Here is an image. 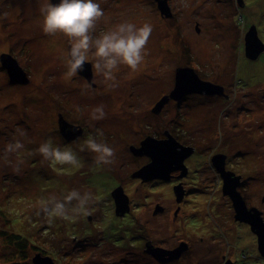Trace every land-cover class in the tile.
<instances>
[{
	"label": "rangeland",
	"instance_id": "rangeland-1",
	"mask_svg": "<svg viewBox=\"0 0 264 264\" xmlns=\"http://www.w3.org/2000/svg\"><path fill=\"white\" fill-rule=\"evenodd\" d=\"M168 1L174 18L162 16L155 0H96L104 16L93 39L122 22L152 26L138 69L120 64L111 81L94 72L93 52L87 60L92 64L90 80L79 72L65 78L70 43L61 33L43 32L39 8L44 0H0V264H33L41 252L33 245L47 250L56 264H135L128 250L140 253L146 240L168 249L188 246L176 262L145 260L148 264H264L256 238L235 225L234 210L207 168L211 154L221 151L216 153L219 158L231 156L230 167L264 178V52L252 62L245 59L250 27L255 26L264 42V0H244V7L237 0ZM3 54L17 60L28 83L11 80L2 65ZM188 66L201 78L226 86L231 100L221 103L228 111L209 117V102L191 97L194 93L158 105L173 91L177 69ZM253 103L252 114L246 108ZM98 106L105 117L93 120L91 113ZM61 116L82 127L85 135L67 139ZM167 130L183 146L194 148L184 159L185 183L133 177L151 161L142 142L149 136L161 139ZM90 137L114 148V163L96 165L95 153L85 144ZM49 139L53 146L71 148L80 167L53 166L45 160L38 148ZM16 141L23 148L7 152ZM133 147L143 153L137 155ZM255 162L262 168H255ZM119 186L130 204V214L124 217L116 216L112 196ZM178 186L183 189L180 201ZM73 189L92 194L89 215L69 210L68 220L53 217L49 223L48 216L38 214L41 201L62 199ZM247 189L257 202L264 195V182L251 180ZM157 206L163 211L156 212ZM129 223L136 224L146 240L138 248L117 247L114 234ZM13 234L28 238L26 258Z\"/></svg>",
	"mask_w": 264,
	"mask_h": 264
},
{
	"label": "clouds",
	"instance_id": "clouds-1",
	"mask_svg": "<svg viewBox=\"0 0 264 264\" xmlns=\"http://www.w3.org/2000/svg\"><path fill=\"white\" fill-rule=\"evenodd\" d=\"M39 11L43 16V32L47 35L63 34L68 38L70 48L66 56V79H71L84 69L88 60V53L93 52L95 73L102 74L106 80L115 81L114 70L120 64L127 65L132 71L144 59V50L152 33V26L145 23L137 26L130 22H122L119 26L98 38L93 39L92 32L97 22L104 16V11L96 0H44ZM94 50V51H93ZM114 86V85H113ZM105 112L102 106L96 107L91 113V119H104ZM100 136L103 132L99 131ZM86 147L95 153L97 166L114 163L115 150L104 142H98L95 138L85 141ZM23 148L20 141L7 146V152H17ZM38 152L47 161L55 165H70L80 167V161L71 148L53 146L49 139L42 143ZM93 200L90 192L81 194L78 190H71L62 199L55 196L39 204V213L49 217V223L53 217L65 220L70 218L69 210L74 215H89L88 205ZM75 201V204H73Z\"/></svg>",
	"mask_w": 264,
	"mask_h": 264
},
{
	"label": "water",
	"instance_id": "water-1",
	"mask_svg": "<svg viewBox=\"0 0 264 264\" xmlns=\"http://www.w3.org/2000/svg\"><path fill=\"white\" fill-rule=\"evenodd\" d=\"M158 4V8L161 15L164 17H171V7L168 0H155ZM239 6L244 7V0H237ZM52 3H59V0H52ZM197 30L199 27L197 26ZM245 51L247 57L256 59L261 53L264 52V42L259 38L255 26L250 27L245 35ZM2 64L7 68L8 74L13 82L16 83H28L29 79L25 76L23 69L18 65L17 60L10 54L1 55ZM79 73L85 75L89 80L92 78V64L90 62L85 63L84 69ZM216 91L222 93L223 88L218 85H214L210 82L203 81L201 76L193 67H179L176 72V83L173 91L165 96L162 101L158 104L161 106L163 103L173 98L180 100L183 96L190 93L203 94L209 91ZM159 111V108H157ZM60 127L62 134L67 139L75 138L83 134V128H77L74 125L68 123L65 119L60 117ZM78 130V131H77ZM144 151L148 150V154L151 156V161L143 166L133 177H142L143 179H150L154 176L169 180L171 178V172L180 170L182 176L187 174V167L184 164V159L190 156L194 152V148L183 146L178 140L172 135H168L166 139H157L153 136H149L145 141L142 142ZM132 150L137 154L141 155L143 151L137 147H133ZM219 171L222 172V168L218 167ZM234 173L224 172V194L229 195L233 200L237 218L243 221L249 222L252 225L254 232L258 236L259 249L264 255V222L260 217V212L251 214L243 200L240 192L237 190V180L241 178L240 175L232 177ZM177 188V187H176ZM178 201L183 196L182 186H178ZM112 196L114 197L116 205V215L119 217L125 216L130 212L129 198L124 193L123 187H117ZM163 211L162 207L157 206V211ZM256 217L257 220L251 218ZM145 252L151 255L155 260L161 263H169L176 261L180 258L183 252L188 248L186 243H182L177 248L168 249L162 246H155L151 241L146 242ZM33 264H56L54 259L48 255H42V253L36 254L32 259Z\"/></svg>",
	"mask_w": 264,
	"mask_h": 264
},
{
	"label": "flooded vegetation",
	"instance_id": "flooded-vegetation-1",
	"mask_svg": "<svg viewBox=\"0 0 264 264\" xmlns=\"http://www.w3.org/2000/svg\"><path fill=\"white\" fill-rule=\"evenodd\" d=\"M156 4H157V2H156ZM171 11H172V9H171ZM172 15H173V12H172ZM170 18H174V15L172 17H170ZM197 31L200 32V28ZM245 55H246V53H245ZM259 56L256 59H258ZM230 57H232L231 61H233V54H231ZM230 57H229V59H230ZM245 59L249 60L251 62L253 60H256V59H251V58L247 57V55H246ZM245 67H250V65L249 66H245ZM202 79H203V81L210 82V83H212L214 85L221 86L223 88L222 93H218V92L212 90V91H209V92H205L203 94L194 93V95H191V97H194V96L203 97V98L206 99V101L209 102L208 104H210V106H211L210 110L208 109L209 113H207V115H209V117H211V116L214 117L215 114L218 115V112L220 113L223 110L224 111H228L229 109H227V106L224 108V106H223L224 103H221V102H223L225 100H231L229 94L227 93L226 86L225 85L223 86L222 83L216 82L215 80H211V79H208V78H202ZM241 83L244 86L245 85L247 86L246 81L241 82ZM188 97H190V95H185L181 99H186ZM220 110H222V111H220ZM246 110L250 111V113L253 114L254 111H255L254 103L250 107L248 106L246 108ZM226 115H229V112H227ZM263 125H264V123H263ZM85 132L86 131H84V129H83L82 136L85 135ZM220 132H221V130H220ZM164 133H165L164 137H161V135L158 136V137L161 138V139H166V137L169 134H172V136H173V133H171L168 130L165 131ZM219 152H221V151H217V152H214V153L211 154L212 157H211V160L209 161V166L207 167L211 171V174H212V178L211 179L214 180V183H216V185H217V190H220L223 193L224 198L227 199L228 203L230 204V207L234 210V223H235V225L236 226L242 225L243 227H246L254 235V237L256 238V241H257L256 243H258V245H259L258 236L254 232L251 223L243 221V220L237 218V212H236L233 200L231 199V197L229 195L224 194V191H223V185H224L223 171L224 172H227L226 170L231 171L232 173H234L232 177H235L237 175L241 176V178L239 180H237L238 184H237L236 188L240 192L243 200L245 201L247 209L249 211H251L250 212L251 214H249V216H252V214L256 215V213L260 212V217H262L263 222H264V207H263L264 195H263L262 198L261 197L256 198V199H258V201L254 202V200L252 198L253 195H250L248 193L247 187H248V185H249L251 180L252 181H260V180H262L264 182V178L260 177L259 175H255V174L251 175L250 177L245 176L244 173H240L235 168L230 167L229 163L231 162V156L229 154L226 153L225 155H221L222 157L219 158V156L216 154V153H219ZM255 164H256L255 168H262L261 163L257 164V162H255ZM218 167L222 168V172L219 171ZM181 175H182V171H180V170L173 171L171 173V178L170 179H172L175 182H182L184 184L185 182L183 181V179L187 176V174L185 176H183V177H180ZM213 175H214V177H213ZM114 203H115V201H114ZM128 214H130V212L127 213L126 215H128ZM251 219L252 220H257L256 217L251 218ZM173 262H176V261H172L171 263H173Z\"/></svg>",
	"mask_w": 264,
	"mask_h": 264
},
{
	"label": "trees",
	"instance_id": "trees-1",
	"mask_svg": "<svg viewBox=\"0 0 264 264\" xmlns=\"http://www.w3.org/2000/svg\"><path fill=\"white\" fill-rule=\"evenodd\" d=\"M126 225L127 226L125 228V231H123L120 234H114V235H116L115 239H114V245H116L117 247H126L127 246L130 248L131 247L138 248L139 245H141V243L144 240H146V236L144 234H139L142 232L136 224L129 223ZM11 237L13 239H15L13 242H14L15 246L18 249H20L21 256L23 258H26L27 257V248L29 247L28 238H25L24 236H20L19 234H13V235H11ZM147 241L148 240H146V242ZM32 247L34 249H38L39 251H41V252H37V253H42L45 256L49 253L45 249L36 248L37 247L36 245H33ZM145 248H146V246L144 248L143 247L140 248V250H139L140 253H137V252L132 251V250H128V252L131 253L130 255L132 256L131 258H129L130 262L131 263L134 262L135 264H148L147 261H145V260L155 261V259L151 255H149L145 252ZM146 258H148V259H146ZM23 264H31V263L27 261V262H24Z\"/></svg>",
	"mask_w": 264,
	"mask_h": 264
},
{
	"label": "bare ground",
	"instance_id": "bare-ground-1",
	"mask_svg": "<svg viewBox=\"0 0 264 264\" xmlns=\"http://www.w3.org/2000/svg\"><path fill=\"white\" fill-rule=\"evenodd\" d=\"M174 43H175V41H174Z\"/></svg>",
	"mask_w": 264,
	"mask_h": 264
}]
</instances>
